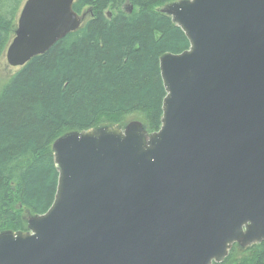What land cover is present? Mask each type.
<instances>
[{"label": "water", "instance_id": "95a60500", "mask_svg": "<svg viewBox=\"0 0 264 264\" xmlns=\"http://www.w3.org/2000/svg\"><path fill=\"white\" fill-rule=\"evenodd\" d=\"M73 1L25 0L8 64L77 30ZM160 10L190 44L160 58V128L131 120L55 139V198L27 230L0 233V264H211L264 241V0Z\"/></svg>", "mask_w": 264, "mask_h": 264}, {"label": "trees", "instance_id": "16d2710c", "mask_svg": "<svg viewBox=\"0 0 264 264\" xmlns=\"http://www.w3.org/2000/svg\"><path fill=\"white\" fill-rule=\"evenodd\" d=\"M23 1L0 0V58ZM172 1L74 0L73 9L86 14L82 25L0 82V233L27 230L25 212L51 206L59 175L52 143L59 136L118 122L136 109L144 110L147 129L160 128V58L190 46L158 8ZM211 264H264V241L235 243Z\"/></svg>", "mask_w": 264, "mask_h": 264}, {"label": "rangeland", "instance_id": "374dc122", "mask_svg": "<svg viewBox=\"0 0 264 264\" xmlns=\"http://www.w3.org/2000/svg\"><path fill=\"white\" fill-rule=\"evenodd\" d=\"M168 3L162 4L158 8L162 9ZM84 18L85 17H83V20H84ZM17 68H18L17 66H11L10 64H8L6 57H5V51H4V54L0 58V82H3L8 76H10L14 71H16ZM131 120H140V121H142V124L144 125V127L145 128L147 127V125L145 124V122L147 123V116H146L144 110L136 109V110H132V111L123 113L121 115V120L118 122H111L108 124H103V125H99L97 127H92V128L96 129V128H99L102 126L115 125V126L121 127L123 129L125 127V125ZM147 130L150 131V128L148 127ZM30 216H32V215L26 211L25 215H24V219L26 220V227L28 225L27 218ZM18 231H23V230H18ZM233 245H232V247H233ZM235 248H236V251H240V248H238V247H235Z\"/></svg>", "mask_w": 264, "mask_h": 264}, {"label": "bare ground", "instance_id": "6f19581e", "mask_svg": "<svg viewBox=\"0 0 264 264\" xmlns=\"http://www.w3.org/2000/svg\"><path fill=\"white\" fill-rule=\"evenodd\" d=\"M49 49H50V48H49ZM49 49H48V50H49Z\"/></svg>", "mask_w": 264, "mask_h": 264}]
</instances>
